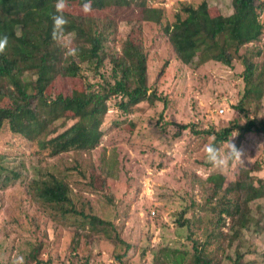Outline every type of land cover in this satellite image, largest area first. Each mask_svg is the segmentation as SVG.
<instances>
[{
	"label": "rangeland",
	"instance_id": "rangeland-1",
	"mask_svg": "<svg viewBox=\"0 0 264 264\" xmlns=\"http://www.w3.org/2000/svg\"><path fill=\"white\" fill-rule=\"evenodd\" d=\"M200 1H152L151 4L164 8L161 23L158 21L161 12L141 9L138 4L116 14L125 20H140L135 22V27L141 24V30L135 28L132 39L148 53L149 92H156L160 99L153 104L142 101L129 112H123L117 104L121 96L113 97L103 125L105 134L95 149L49 156L36 141L13 132L8 123L3 126L0 132V263L12 264L13 258L22 256L25 264H84L86 261L154 264L157 251L166 246L189 252L188 258L193 250V240L188 236L193 231L199 247L204 245L205 251L216 260L221 258L222 264H229L226 254L235 257L237 252L243 253L242 264H264V197L249 204L246 216L236 215L234 228L241 227V235L237 236L230 227L231 216L217 207L223 192L210 201L205 181L208 174L221 171L209 163L205 152V146L212 144L214 136L202 130L220 129L240 116L233 105L240 101L246 89L244 66L240 58L231 67L214 60L187 64L176 57L162 27L165 22L175 20L182 2ZM207 1L224 14L232 12V0ZM67 3L72 12H83L82 6ZM125 20L119 25L116 47L119 53L129 30ZM258 49L263 53L254 54L253 58L260 63L264 59V34L259 41L244 46L241 52ZM101 72L103 77H110V63ZM86 73L95 80L90 72ZM58 79L54 85L57 92L68 93L80 85L78 79ZM245 103L250 107L251 117L264 119V97L258 106L254 101ZM72 122L68 121L65 126ZM179 123H192L199 131L194 132L192 127L180 129ZM59 124H51L47 130L58 128L60 131L63 127ZM236 138L234 133V144ZM230 139L219 147L222 151H228ZM237 148L244 153V163L230 162L221 172L225 186L238 179L243 169L250 171V176L256 178L255 183L260 184L259 178L264 179V132H248ZM103 159L109 165L115 162L118 166L110 195L97 194L96 190L93 192L91 187L84 186L92 174L97 175ZM53 176L73 187V195L79 198V208L85 213L113 223L110 233L114 235L117 231L124 242L116 243L108 235L93 233L79 213L66 217L60 212L54 215L49 205L37 199L36 183L31 185L33 180H48ZM97 182L100 180L95 179ZM185 208V216L191 222L180 225L178 218ZM227 232L232 234V239L225 236ZM38 245L41 248L37 258H32Z\"/></svg>",
	"mask_w": 264,
	"mask_h": 264
},
{
	"label": "trees",
	"instance_id": "trees-1",
	"mask_svg": "<svg viewBox=\"0 0 264 264\" xmlns=\"http://www.w3.org/2000/svg\"><path fill=\"white\" fill-rule=\"evenodd\" d=\"M152 1L159 0H91L93 12L88 14L67 9L64 13L69 21L66 32L73 38V47L78 49L73 58L65 57L64 49L52 39L51 16L55 13L56 0H0V36L9 37L6 52L0 55V132L8 123L13 132L36 141L49 156L90 151L99 145L105 134L103 125L113 97L121 96L117 104L123 112H129L142 101L153 104L160 99L156 92H149L148 53L132 39L133 30H141V24L135 27V22L140 20L123 18L129 30L120 53L116 48L119 25L123 20L116 14L123 8L138 4L141 9L158 10L161 12L158 21L162 22L164 8L151 4ZM67 2L81 7L86 0ZM216 8L207 0L197 4L182 2L175 20L165 22L162 27L176 57L187 64L214 60L231 67L234 60L240 58L246 89L240 101L233 105L240 116H235L228 126L220 129L202 130L214 136L212 144L217 147H222L237 133L235 145L238 147L248 132H264V119L251 117L250 107L245 103L246 100L254 101L258 106L264 97V59L258 63L253 58L254 54L260 56L263 50L241 52L244 46L259 41L264 34V23L259 19L264 11V0H232L229 14ZM104 11L106 14L102 15ZM109 63L110 77H103L102 68ZM87 71L95 80L90 79ZM62 77L78 79L80 85L68 93L57 92L54 85ZM68 121L73 122L65 126ZM56 122L60 123L58 126H62V130H47ZM177 125L180 129L192 127L194 132L199 131L192 123ZM117 168L115 162L109 165L105 159L100 160L97 175L92 174L84 186L91 187L93 192L96 190L97 194L110 195L111 183L118 176ZM95 179L100 182L95 183ZM255 180L245 169L238 179L226 186L221 172L210 173L205 178L210 201L223 192L217 200V207L231 216L230 227L237 236L241 235V227L234 228L236 215L246 216L249 204L264 197V179L259 178L260 184ZM34 183L37 199L49 205L48 209L54 215L60 212L66 217L79 213L85 219L84 225H89L93 233L108 235L116 243L124 242L117 231L114 235L110 233L113 223L79 208V198L74 197V189L68 182L53 176L48 180H33L31 185ZM186 212V208L180 212V225L191 222L185 216ZM193 236L191 231L188 237L193 240V250L188 258L189 252L166 246L157 251L154 264H185L187 261L186 264H222L221 258L216 260L205 251L204 245L199 247ZM225 236L233 238L229 232ZM40 248L41 245L35 247L32 258H37ZM226 255L229 264H242L243 253L237 252L235 257ZM118 259L123 261L120 257ZM84 264L92 263L86 261Z\"/></svg>",
	"mask_w": 264,
	"mask_h": 264
},
{
	"label": "clouds",
	"instance_id": "clouds-1",
	"mask_svg": "<svg viewBox=\"0 0 264 264\" xmlns=\"http://www.w3.org/2000/svg\"><path fill=\"white\" fill-rule=\"evenodd\" d=\"M67 9V0H56L55 13L51 16V19L53 21L52 39L61 48L64 49L65 57L75 58L78 53V49L73 47V38L66 32V27L69 21L64 13ZM82 11L85 14H88L92 11L91 0H86V2L83 3ZM259 19L264 20V16L259 17ZM17 35H19V32H17ZM8 44V35L0 36V55L6 52ZM205 152L207 154V160L209 161V163H211L221 172L228 168L230 162L236 161L244 163V153L241 149H238L236 145L232 142V137L230 139L227 152L222 151L219 147L214 144L206 145ZM12 264H25L24 258L22 256L13 258Z\"/></svg>",
	"mask_w": 264,
	"mask_h": 264
}]
</instances>
